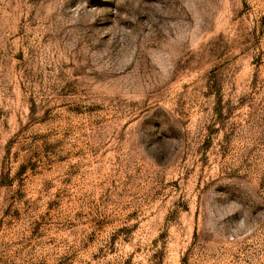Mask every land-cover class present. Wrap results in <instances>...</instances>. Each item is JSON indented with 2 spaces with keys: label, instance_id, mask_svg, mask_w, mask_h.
I'll list each match as a JSON object with an SVG mask.
<instances>
[{
  "label": "rangeland",
  "instance_id": "obj_1",
  "mask_svg": "<svg viewBox=\"0 0 264 264\" xmlns=\"http://www.w3.org/2000/svg\"><path fill=\"white\" fill-rule=\"evenodd\" d=\"M0 264H264V0H0Z\"/></svg>",
  "mask_w": 264,
  "mask_h": 264
}]
</instances>
